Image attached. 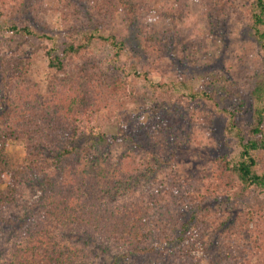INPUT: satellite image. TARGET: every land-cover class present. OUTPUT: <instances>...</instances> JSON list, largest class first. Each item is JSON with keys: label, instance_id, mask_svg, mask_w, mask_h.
<instances>
[{"label": "trees", "instance_id": "obj_1", "mask_svg": "<svg viewBox=\"0 0 264 264\" xmlns=\"http://www.w3.org/2000/svg\"><path fill=\"white\" fill-rule=\"evenodd\" d=\"M57 1L62 18L79 25L69 26L60 55L48 53L49 67L69 77L65 83L53 82L40 94L27 80L31 56L0 42V264H94L102 257L109 264H146L159 253L166 264H264V0H199L211 33L244 20L257 47L259 71L246 80L252 121L243 130L236 127L246 105L244 94H236L238 74L207 73L202 87L200 78L195 87L175 75L198 49L178 27L142 23L149 0ZM171 1L164 16L176 23L189 9L185 0ZM44 4L0 0L1 28L45 38L31 27L44 17ZM118 18L127 33L105 36L98 25ZM95 43L114 50L119 74L147 83L161 108L157 120L163 115L182 127L118 121L110 135L92 127L91 108L78 104L97 91L80 64ZM86 79L82 93L75 82ZM200 116L226 118L225 132L240 150L235 159L216 157L206 170L188 169L187 178L178 156L196 142ZM9 142L23 144L24 154L9 155ZM101 146L125 149L112 164ZM33 193L39 194L29 203Z\"/></svg>", "mask_w": 264, "mask_h": 264}, {"label": "rangeland", "instance_id": "obj_2", "mask_svg": "<svg viewBox=\"0 0 264 264\" xmlns=\"http://www.w3.org/2000/svg\"><path fill=\"white\" fill-rule=\"evenodd\" d=\"M44 1L47 11L42 20L39 23L32 24L33 26L31 27L37 33L45 35V38L10 35L5 30L9 26H5L3 30L1 27H4V25L0 22V42L4 44V50L10 46L31 56L32 64L29 68L27 80L31 85L34 84L38 88L40 94H46L48 86L53 82L58 83L59 80L63 79L65 83L69 79L67 74H59L49 67L48 53L60 55L70 27L72 25L79 26L74 22H70L69 25V19L66 16L65 19L62 18L61 14L63 10L61 12V10L57 9L61 6L57 0ZM185 1L189 12L186 11L180 20L174 23L170 18L164 16V10L174 4L173 1L158 0L156 2L155 0H149L148 4L150 8H143L140 14L141 22L150 24L157 30L178 27L181 35L196 45L198 49L196 59L193 60L194 58L192 59V57L189 59V62L194 61V64L191 65L187 62L178 68L175 73L179 77L182 75L187 77V79L192 81V86H198L200 78V87H202V80H204L203 78L207 73H222L224 69H228L231 73L238 74L236 94L239 92L244 94L242 95L245 97L246 105L237 114L236 127L243 130L252 121L250 110L251 99L248 97V82L246 80L248 79L249 72L257 73L260 67L257 47L252 39L248 37L247 22L234 19L230 24L226 25L225 29L223 28L224 30L211 33L207 25L208 20L203 3L199 0ZM241 1L245 4L247 3V0ZM86 5H89V2ZM83 7L87 9L88 6ZM79 9L81 12L85 11L81 6ZM16 22L17 27L24 26V21L16 20ZM121 24L122 22L118 18L107 24H99L98 27L101 28L105 36L114 33V31L115 35L120 36L122 33H127L125 25ZM223 32L228 36L224 37L222 35ZM116 61L114 50L108 46L95 43L92 45L91 54L87 55L86 60L83 59L80 62V64L86 67L85 71L87 75L85 77L90 79L92 85L94 83L97 86L94 96L91 94L90 96L92 97L83 98L78 104L79 108L88 109L87 106L91 108L93 114L89 117L91 121L90 125L92 127H99L109 135L114 133V127H117L118 121H123L125 125L131 124L132 127H152V123L158 126L182 127L179 123H170L163 115H161L160 120H157L154 112L156 110L161 111V108L152 97L147 83L137 80L133 76L126 78L125 75L119 74V64ZM153 81H158V78L154 77ZM85 82L89 84L87 79L81 84L75 82V84L80 85L79 89L82 93V88L85 91L89 89V85L87 86ZM69 85L65 84V87L67 88ZM206 88L210 91L212 90L211 87L207 86ZM66 92L67 90L64 93ZM222 95L223 93L217 94L218 97ZM236 99L234 98V103H238ZM167 105H163V111H166L168 114L170 111L169 109L167 110ZM200 106H202V103H200ZM187 120L183 119L182 124L186 125L188 123ZM82 127H87V124L84 123ZM225 127L226 118L223 116H215L212 118V121H207L206 117L200 116V123L196 124L193 131L196 142L191 146L183 147L178 156L182 164V175L184 174L188 178V169L196 171L206 170L216 157L222 155H226L230 159L237 157L240 150L237 140L234 136L227 135ZM99 148H102L104 154H109L113 158V160H108L112 164L113 162H118L115 161V158L125 149L123 146H101ZM7 152L9 155L21 156L25 152V147L21 143L9 142ZM104 156L106 157V155ZM105 164L101 163V170L107 168ZM111 170L110 168L109 172ZM259 170L264 173V153L261 155ZM112 173H114L113 170ZM38 194L33 193V196L29 199V203ZM5 237L7 241L5 246L8 248V245L13 241L11 236H9L8 230ZM196 255L200 254L197 253ZM97 261L95 260L94 264H109L110 258L102 257L100 262ZM144 261L146 264H166L163 253L145 258ZM141 262L143 263V261Z\"/></svg>", "mask_w": 264, "mask_h": 264}]
</instances>
